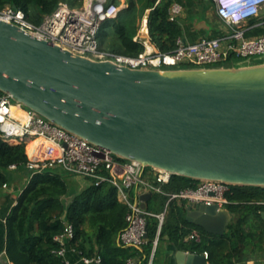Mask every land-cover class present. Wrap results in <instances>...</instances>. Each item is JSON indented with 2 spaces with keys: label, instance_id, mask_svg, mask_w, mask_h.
<instances>
[{
  "label": "water",
  "instance_id": "1",
  "mask_svg": "<svg viewBox=\"0 0 264 264\" xmlns=\"http://www.w3.org/2000/svg\"><path fill=\"white\" fill-rule=\"evenodd\" d=\"M0 91L119 158L197 181L264 187V63L134 69L0 19ZM152 194L142 196L144 208ZM185 211L215 235L232 221L217 204L190 202ZM170 243L177 264H212Z\"/></svg>",
  "mask_w": 264,
  "mask_h": 264
},
{
  "label": "trees",
  "instance_id": "2",
  "mask_svg": "<svg viewBox=\"0 0 264 264\" xmlns=\"http://www.w3.org/2000/svg\"><path fill=\"white\" fill-rule=\"evenodd\" d=\"M61 1L73 7L82 5L83 0H0V9L16 5L25 11L27 19L35 25L42 23L44 16L54 12ZM120 4V0H110ZM173 0H127V7L121 8L116 19L104 22L100 29L99 42L102 50L120 54L138 55L146 49L137 34L148 9V28L151 42L161 52H172L176 39L183 34V26L169 19ZM110 30H109V29ZM232 62L226 63L227 66ZM42 139L28 145V154L37 156L35 149L43 144ZM27 142L11 143L0 135V187L11 183V166L29 174L30 180L19 194L6 219V255L3 264H62L57 254L61 247L55 237L62 233L66 222L75 228L72 246L82 255H100L102 264H126L132 255H139L142 264H148L153 249V240L159 228V218L147 217L149 242L142 249L123 247L118 237L126 226L128 205L119 200L116 188L108 183L93 184L76 191L71 188L70 174L59 168H48L31 175L27 168ZM15 168V169H16ZM199 181L171 175L161 184L163 192H154L146 201V210L158 214L165 211L157 249L152 264H158V250L161 242H173L179 248L192 252H209L212 264H264V187L233 186L227 205L233 218L229 230L223 235L208 233L205 229L185 218L186 201L170 199L175 193L187 187H194ZM76 193L72 200L68 198ZM168 205L166 206V204ZM198 230L199 240H185Z\"/></svg>",
  "mask_w": 264,
  "mask_h": 264
},
{
  "label": "built area",
  "instance_id": "3",
  "mask_svg": "<svg viewBox=\"0 0 264 264\" xmlns=\"http://www.w3.org/2000/svg\"><path fill=\"white\" fill-rule=\"evenodd\" d=\"M258 4L241 7L240 11L228 12L227 0H214L216 12L223 23L218 37H201L196 41H187L183 35L176 39L172 52L146 49L138 55L120 54L100 48L99 34L101 26L108 20L116 19L121 6L110 0H84L79 7H73L61 1L56 10L46 14L41 24L35 25L27 19L25 11L14 5L0 9V19L14 23L34 36L48 40L75 54L88 56L95 60H111L118 65L134 69H171L181 67L225 66L237 58L264 54V35L248 37L243 26L247 19L259 16L264 20V0ZM183 11L180 3L174 2L169 9V19L178 21ZM238 16L240 20H234ZM246 18H242V17ZM143 23L147 25L148 20ZM144 42V41H143ZM145 44V42H144ZM147 46V41H146ZM18 106L22 114L15 113ZM0 135L8 142L19 143L42 139L35 149L37 156L30 157L27 168L34 175L48 168H59L72 176L87 178L91 184L100 186L108 183L116 188L120 201L128 205L126 226L120 232L118 240L121 246L142 249L148 242L147 217L159 218V228L153 240V249L148 264H152L157 249L165 211L154 214L143 207L142 196L149 192H163L161 184L170 180L171 173L157 167H146L134 160H125L114 155L109 149L93 144L54 124L38 112L14 102L12 97L0 91ZM12 169L16 165L11 166ZM234 185L229 183L203 180L194 187H187L170 193V199H179L186 203L217 204L227 207L231 203L228 193ZM9 189L8 182L3 183ZM168 203L166 204V206ZM75 228L71 222L65 223L62 233L55 239L61 247L56 251L62 264H74L68 257L71 248L80 254L85 263L102 264L98 254L87 257L72 246ZM198 230H193L185 240H199ZM208 260L209 252L205 251ZM13 264V263H9ZM126 264H142L136 256L127 259Z\"/></svg>",
  "mask_w": 264,
  "mask_h": 264
},
{
  "label": "crops",
  "instance_id": "4",
  "mask_svg": "<svg viewBox=\"0 0 264 264\" xmlns=\"http://www.w3.org/2000/svg\"><path fill=\"white\" fill-rule=\"evenodd\" d=\"M182 5L183 11L180 15L179 20L183 26V36L187 41H196L201 37H218L222 32L223 23L216 12V6L214 0H173ZM121 8L127 7V0H120ZM150 9L147 10L145 16L143 17L141 28L137 34L136 38H140L142 41H147V48L150 50H159L150 40L148 23L145 25L143 23L144 19L148 20V14ZM245 33L248 37H255L258 35H264V20L259 16H253L244 25ZM146 27V28H145ZM257 63H264V61L258 62H248L243 65H251ZM33 140L27 142L26 152L28 154V145ZM28 157L31 156L28 154ZM11 177H13L12 182L8 183L10 188L4 189L0 187V264H3L4 257L6 255V219L10 213L13 205L16 204L17 198L15 192L19 191L21 193L24 187L30 180L29 174L25 171L18 170L17 168L12 169L10 172ZM72 176V175H71ZM76 179H81L80 176H72ZM75 194V193H74ZM233 218V215H232ZM119 241V240H118ZM120 244V243H119ZM130 252L134 249L130 248ZM136 256L140 259L139 255ZM67 257L74 264H95V263H85L80 259V254L73 251L71 248L67 251ZM131 257V256H130ZM158 264H177L176 250L172 248L170 241L165 240L160 243L158 250ZM261 259L257 258L255 260H250L248 264H256V262ZM141 260V259H140Z\"/></svg>",
  "mask_w": 264,
  "mask_h": 264
},
{
  "label": "rangeland",
  "instance_id": "5",
  "mask_svg": "<svg viewBox=\"0 0 264 264\" xmlns=\"http://www.w3.org/2000/svg\"><path fill=\"white\" fill-rule=\"evenodd\" d=\"M83 2H84V0H83ZM258 61H264V54L249 56L246 58H237V59H234V61L232 63H230L229 65L238 66V65L246 64L248 62H258ZM67 177H68V180L70 182L71 188L75 189L76 191H80L83 188L91 185V181L87 178L76 179L75 177H72V176L70 177L68 175H67ZM19 194H20L19 191L15 192L16 197H18Z\"/></svg>",
  "mask_w": 264,
  "mask_h": 264
},
{
  "label": "clouds",
  "instance_id": "6",
  "mask_svg": "<svg viewBox=\"0 0 264 264\" xmlns=\"http://www.w3.org/2000/svg\"><path fill=\"white\" fill-rule=\"evenodd\" d=\"M260 1L258 0H227V8H228V12L232 13V12H236V11H240L241 7H247L251 4H258ZM232 18L234 20H240V18H238V16H232ZM242 18H246V17H242Z\"/></svg>",
  "mask_w": 264,
  "mask_h": 264
},
{
  "label": "bare ground",
  "instance_id": "7",
  "mask_svg": "<svg viewBox=\"0 0 264 264\" xmlns=\"http://www.w3.org/2000/svg\"><path fill=\"white\" fill-rule=\"evenodd\" d=\"M4 21V20H3ZM7 22V21H6ZM9 23V22H8ZM146 28V27H145ZM150 49V48H149ZM13 110H14V112L16 113H18V114H21V115H24V114H22V112H21V110H20V108L18 107V106H16V107H14L13 108ZM44 141V140H43Z\"/></svg>",
  "mask_w": 264,
  "mask_h": 264
}]
</instances>
